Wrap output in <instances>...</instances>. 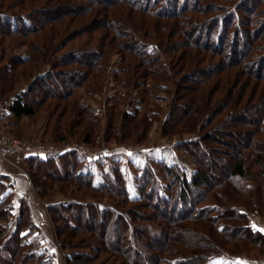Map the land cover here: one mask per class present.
<instances>
[{
  "label": "trees",
  "instance_id": "obj_1",
  "mask_svg": "<svg viewBox=\"0 0 264 264\" xmlns=\"http://www.w3.org/2000/svg\"><path fill=\"white\" fill-rule=\"evenodd\" d=\"M48 1L52 7L59 5L56 17L50 16L57 14L54 11L34 6L37 0H0V62L18 42L30 53L14 58L19 69L11 62L3 65L1 91L11 94L20 78L34 77L27 92L3 104L0 119L7 123L34 117L45 100L68 99L85 83L103 91L104 72H110L106 45L66 51L71 42L65 41L67 31L74 32L77 18L65 15L64 3L70 0ZM74 2L89 4L82 16L93 11L89 8L106 5L101 10L106 11L113 44L131 40L115 45L129 54L114 72L117 83L142 87L141 98L148 91L137 83L139 76H153L163 92L175 88L163 134L195 136L179 144L194 158L196 170L188 178L177 164L163 166L170 180L164 195L146 163L137 177L139 194L131 197L119 166L105 173L104 182L95 183L93 172L84 169L76 153L30 156L31 183L48 205L56 241L62 250H71L67 264H89L88 254L79 251L85 244L95 253L113 256L118 264H206L212 257L240 255L236 247L264 250V234L251 219L264 215V0ZM10 8L17 13L6 12ZM66 10L78 14L81 8ZM177 53L175 60L166 61L167 54ZM45 66L51 69L35 77L34 71ZM90 111L93 119L101 117L99 109ZM159 115L150 111L141 118L139 111L126 109L119 117L110 111L104 147L122 143L123 129L127 135L147 133ZM99 137L92 135L85 143L99 148ZM54 183L64 196L73 188L75 198L50 200ZM13 194L11 178L0 175V264H55L41 245L44 234L28 200L17 202ZM237 202L241 206L233 205ZM129 204L137 205L136 210H127ZM109 231L116 240L107 238Z\"/></svg>",
  "mask_w": 264,
  "mask_h": 264
},
{
  "label": "rangeland",
  "instance_id": "obj_2",
  "mask_svg": "<svg viewBox=\"0 0 264 264\" xmlns=\"http://www.w3.org/2000/svg\"><path fill=\"white\" fill-rule=\"evenodd\" d=\"M4 1L8 4L9 2H13L15 0ZM225 2L226 1L223 3L225 4ZM48 3V0H37L34 6L49 9L46 11L47 13H52V11L57 13L50 15L51 17L59 15V5L52 7V5ZM67 3L68 4L64 3L63 7L65 15L68 16V19L76 17L77 21L72 28L74 32H71L72 30L69 32L66 30L69 36L65 41L71 40L66 51L77 50L79 48L88 49L90 47H97L98 45H106L107 47L105 51H107L106 54H109L110 57L107 61L110 65V72H104L103 91L90 89L93 84L90 82L91 84L85 83L81 88L75 90L68 99L45 100L41 107H37V113L34 117L24 118L18 123H7V121L2 123L3 126L0 127V136L15 139L23 145H29L32 147L45 146L49 148L55 147L62 150L74 147L79 149L81 147L82 149H90L93 153H96V155L91 158L87 157L85 154H79L75 151L71 152L76 153L80 159L84 160L83 167L85 170L88 168V170L93 172L95 183L104 182L105 173L112 170L114 166H119L126 179L127 188L131 197H136L139 194L137 188V177L144 168L145 164L149 163L158 177L163 194L168 195V185L170 180L163 171V166H174L177 164L184 170L188 178H191L196 170L194 158L191 157V155L188 154L179 144L181 141L191 140L195 136L191 134H176L169 138L165 137L163 134V126L170 116L175 88H171L169 91L163 92L161 89H157L159 86L158 83L152 81L155 79L153 76H150V79L148 80L141 79V76H139L138 79L136 78L137 83L141 86L143 85L148 91L146 98H141L139 93L140 90H142V87L137 88V85L127 87L117 83V79L114 78V72L118 71V69L124 65L125 58L129 54L121 49H116L115 45L122 42L129 43L131 40L123 39L113 44L111 35L109 34L108 25L106 21H104L106 11L101 10L102 8H105L106 5H103L102 7L96 6L89 8V10L93 11L88 16H82L81 14H84L87 10L85 7H89L88 3H72V0ZM68 6L81 8V10L77 12L78 14H74V12L66 10ZM6 12L17 13V10L10 8L9 10L6 9ZM18 12L20 13L21 11ZM213 15L215 14H208L209 17ZM1 39L4 38L1 36ZM9 41V39H5V43H9ZM18 43H16L17 47L11 49L5 58L0 62V69H2L3 65H6L8 62H11L13 67L16 68L18 62L14 61L15 57H28L30 55L29 48L19 47ZM109 50H111L112 53L109 52ZM166 50L169 52L170 49ZM61 55L62 54L60 53L59 57ZM130 55L136 56L134 54ZM178 55V53L175 55L167 54L165 56L167 58L166 61L170 63L172 60H175ZM136 61H138L137 58ZM17 68L19 69V66H17ZM50 69V66H45L37 71H34L35 77L39 73H47ZM34 74L31 73V75ZM26 76L27 77L25 78H20L19 83L11 94H3V91H1L0 88V106L4 107V105L8 103V100L14 99L19 93H22V91L29 86L34 77L28 79L30 76ZM178 95H180V93ZM92 108L99 109V113L101 114L99 119H93V115L90 111ZM126 109L132 113L139 111L141 118L146 117L150 111L158 112L160 115L157 120L153 122L152 126L149 127V131L147 133L142 134L141 130H137L134 131L133 134L127 135L125 131L128 130L123 129L122 132L125 133L124 136L120 131V134L123 137L121 140L122 143H115L112 141L110 145L104 147V145H107L104 142L106 139H104V133L109 128L110 111L119 113L120 117ZM139 119L140 118L137 120L139 121ZM121 126V120L118 119L117 127L120 128ZM92 135H94L95 138L100 136L98 139L101 138V142L96 139L95 144L98 145L101 143V147L97 148L85 143V139L91 137ZM109 136H111V134ZM115 136L116 135L113 137ZM11 153L23 152H7L4 158H1L6 159ZM83 167L81 166L79 170H84ZM54 184L53 188H51L53 190L49 196L50 200L63 201L73 200L75 198L72 193L73 188L69 187L68 191L70 192L66 191L68 192L66 194L67 196H64L60 192L59 184ZM32 194L35 199L33 204L36 211H43V209L38 210L36 207V202L39 199L42 200L40 198V194H38L37 190H35V194L38 199L34 193ZM116 200V202H121L119 201L120 199L116 198ZM233 205L241 206V202L233 203ZM135 207H137V205L129 204L127 206V210H136L134 209ZM257 216L264 219V215ZM254 218V216H251L252 220H254ZM258 230L264 234V229ZM112 233V231H109L107 238H110V240H116L113 238L114 236ZM43 234L44 236L41 239V245L43 249L49 253V256L52 258L54 263L67 264V255L71 250L65 251L60 248L56 241L55 229H51L47 226L45 227ZM234 246V244L230 245V247ZM236 249L240 250V255L212 257L206 264H264V250L251 246H248L245 249L236 247ZM79 251L88 254L89 257L87 256V261H89V264H118L116 260H114L113 256L107 253H95L93 250H90V246L86 244L83 245ZM1 260L3 263L6 262V259L3 256H1ZM83 263L87 264L88 262Z\"/></svg>",
  "mask_w": 264,
  "mask_h": 264
},
{
  "label": "crops",
  "instance_id": "obj_3",
  "mask_svg": "<svg viewBox=\"0 0 264 264\" xmlns=\"http://www.w3.org/2000/svg\"><path fill=\"white\" fill-rule=\"evenodd\" d=\"M6 121L7 119L1 118L0 127H2L3 126L2 123ZM29 157L30 155L23 153H11L7 156L6 159L0 157V175L8 176L11 178V181L14 184L15 193L13 194V199L15 201H20V199L22 198H26L28 200L31 206L32 216L35 221V224L40 229H42V231H44L45 227L47 226H49V228L51 229H54L48 213L47 203L43 202L40 199L36 202L37 209L38 210L43 209V211L37 212L36 208L34 207L33 201H35V199L32 193L35 194V188L31 183V179L29 175V166H28ZM55 202H59V201H55ZM263 224H264V219L255 216L253 220V226L257 229H264Z\"/></svg>",
  "mask_w": 264,
  "mask_h": 264
},
{
  "label": "built area",
  "instance_id": "obj_4",
  "mask_svg": "<svg viewBox=\"0 0 264 264\" xmlns=\"http://www.w3.org/2000/svg\"><path fill=\"white\" fill-rule=\"evenodd\" d=\"M28 87H26L22 92H27ZM5 111V108L3 106H0V116ZM11 151H20L27 155L34 156V157H50V156H57L61 155L67 152L75 151L79 154H85L87 157H94L96 153H93L90 149H82V147L79 149L77 147L74 148H68V149H57L55 147H45V146H39V147H32L29 145H23L21 142L5 137L0 136V157L5 156L7 152Z\"/></svg>",
  "mask_w": 264,
  "mask_h": 264
}]
</instances>
